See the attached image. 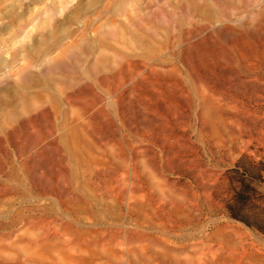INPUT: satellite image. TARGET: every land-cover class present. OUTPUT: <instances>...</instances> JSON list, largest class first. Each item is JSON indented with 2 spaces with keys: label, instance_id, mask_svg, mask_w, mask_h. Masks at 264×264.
Wrapping results in <instances>:
<instances>
[{
  "label": "rangeland",
  "instance_id": "rangeland-1",
  "mask_svg": "<svg viewBox=\"0 0 264 264\" xmlns=\"http://www.w3.org/2000/svg\"><path fill=\"white\" fill-rule=\"evenodd\" d=\"M0 264H264V0H0Z\"/></svg>",
  "mask_w": 264,
  "mask_h": 264
},
{
  "label": "bare ground",
  "instance_id": "bare-ground-1",
  "mask_svg": "<svg viewBox=\"0 0 264 264\" xmlns=\"http://www.w3.org/2000/svg\"><path fill=\"white\" fill-rule=\"evenodd\" d=\"M164 211V215H165V217L167 218V220L168 219H171L172 218V223L174 224V223H176L177 225L179 224V225H185V224H187L188 222H189V219H180V218H174V217H172V214H171V212H169V211H167V210H163Z\"/></svg>",
  "mask_w": 264,
  "mask_h": 264
}]
</instances>
